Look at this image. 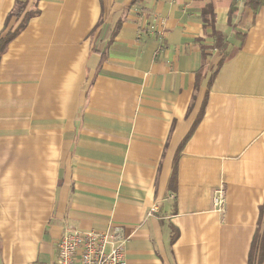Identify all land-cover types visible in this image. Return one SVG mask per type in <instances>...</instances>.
I'll list each match as a JSON object with an SVG mask.
<instances>
[{"label": "crops", "instance_id": "1", "mask_svg": "<svg viewBox=\"0 0 264 264\" xmlns=\"http://www.w3.org/2000/svg\"><path fill=\"white\" fill-rule=\"evenodd\" d=\"M18 28L0 52V264H56L62 235L113 226L126 264H247L264 0H0V36Z\"/></svg>", "mask_w": 264, "mask_h": 264}, {"label": "built area", "instance_id": "2", "mask_svg": "<svg viewBox=\"0 0 264 264\" xmlns=\"http://www.w3.org/2000/svg\"><path fill=\"white\" fill-rule=\"evenodd\" d=\"M213 205L218 211L225 209V191L222 186L214 189ZM157 211V206L149 213ZM125 238L120 227L105 230H73L57 241L56 264H126Z\"/></svg>", "mask_w": 264, "mask_h": 264}, {"label": "trees", "instance_id": "3", "mask_svg": "<svg viewBox=\"0 0 264 264\" xmlns=\"http://www.w3.org/2000/svg\"><path fill=\"white\" fill-rule=\"evenodd\" d=\"M135 1V0H133ZM246 5H248L249 7H251L253 13H256L258 11V9L260 8V6L263 4V0H245ZM22 7L21 6H16L12 12L9 14V16L12 15H19L21 12ZM208 14H210V16H212V10L209 9ZM27 20V19H26ZM204 22L207 24L209 22L208 19H206L204 17ZM24 22L22 23L23 26ZM20 26V28L22 27ZM16 29L13 32H7L4 35L0 36V52L5 48L7 42L9 40H11L16 33L18 32V30L20 29ZM215 38H216V47L217 48H225L226 46V42L223 40V38L217 34L216 32H213ZM186 139H184V141H182V143L180 144V148L183 145V143L185 142ZM177 156V155H176ZM176 158L174 160V164H173V168H172V173H171V179H170V185H173V183H175V174H176ZM260 227H258L256 229V231L254 232L253 235V239L251 242V246H250V250H249V255H248V262L247 264H262V260H263V256H264V203L261 205L260 207Z\"/></svg>", "mask_w": 264, "mask_h": 264}]
</instances>
